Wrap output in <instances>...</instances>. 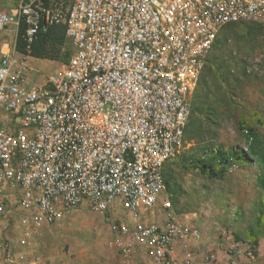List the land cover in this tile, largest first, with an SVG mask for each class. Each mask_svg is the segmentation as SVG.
I'll list each match as a JSON object with an SVG mask.
<instances>
[{"label":"built area","instance_id":"1","mask_svg":"<svg viewBox=\"0 0 264 264\" xmlns=\"http://www.w3.org/2000/svg\"><path fill=\"white\" fill-rule=\"evenodd\" d=\"M15 3L0 10V30L25 23L29 48L61 24L72 52L42 83H29L26 53L0 54V264H53L14 253L7 229L28 244L84 202L109 214L127 261L176 264L177 246L191 259L200 228L163 197L164 167L178 153L218 32L242 21L264 28V0ZM222 244L230 256L254 255L248 240L225 234Z\"/></svg>","mask_w":264,"mask_h":264},{"label":"rangeland","instance_id":"2","mask_svg":"<svg viewBox=\"0 0 264 264\" xmlns=\"http://www.w3.org/2000/svg\"><path fill=\"white\" fill-rule=\"evenodd\" d=\"M8 1L0 0V8H7ZM9 28L16 40L15 29ZM62 52L60 60L29 58L30 78L42 81L56 71L72 52L69 39ZM201 73L208 84L210 104L218 112L217 124L209 128V141L226 150L236 145L247 151V159L252 162L233 160L221 178L209 177L187 166L186 161L200 155L202 142L197 136L187 139L184 133L178 153L164 167L163 197L170 201L176 214H186L194 222L202 223L210 238L216 236L222 242L228 234L248 240L247 232L255 222L263 195L257 183L262 170L258 157L247 150V141L238 126L243 117L264 135V28L256 21L224 25ZM196 117V123L202 120L199 115ZM207 123L205 120L203 125ZM9 215L15 220L19 214L11 208ZM108 217V213L91 210L84 202L45 227L41 235L26 237L28 244L20 243L19 233L9 228L7 234L17 255H43L53 264H147L140 258H123Z\"/></svg>","mask_w":264,"mask_h":264},{"label":"trees","instance_id":"3","mask_svg":"<svg viewBox=\"0 0 264 264\" xmlns=\"http://www.w3.org/2000/svg\"><path fill=\"white\" fill-rule=\"evenodd\" d=\"M24 29L25 23H21L15 40V49L17 51L26 53L30 57L40 59L60 60L63 57L64 53L62 52V48L67 43L68 39L65 35L63 25L52 24L45 32L40 31L29 48H26V43L22 37ZM221 77L223 78V76H220V78ZM207 85L206 79L203 74L200 73L197 84L191 95V110L184 133L187 139H191L193 136L200 138L202 142L200 146L201 153L189 159L188 162L186 161V164L191 169H196L209 177L221 178L223 173L229 169L228 164L231 161L238 159L239 161L246 162L251 160L247 159V151L245 152L236 145H231L226 150L222 145L209 141V136H211L209 134V128L214 123L217 124L218 112L215 107L210 104L211 101ZM197 115L200 116L199 119H202L200 122L198 121V123L193 119L197 118ZM205 120L208 121V123L203 125ZM238 127L247 141V150L258 157L259 166L262 170L257 176V183L262 188L263 195L258 207L255 222L247 232L248 241H250L255 248L259 238L264 236V135H260L255 127L247 123L246 119L243 117L240 119ZM230 166H232V164H230Z\"/></svg>","mask_w":264,"mask_h":264},{"label":"crops","instance_id":"4","mask_svg":"<svg viewBox=\"0 0 264 264\" xmlns=\"http://www.w3.org/2000/svg\"><path fill=\"white\" fill-rule=\"evenodd\" d=\"M9 1L8 3L10 5L7 6V8L4 7L0 8V10H6V11L12 10L13 7H15L14 5L15 0H9ZM9 27L0 30V54L10 50H16L15 37L13 38L11 33L8 31ZM29 58L32 57L29 56ZM29 58H27V61ZM28 81L29 83H42L43 79L42 81L38 79L34 80L32 79V77L30 78V73H29ZM179 216L186 217L187 219L193 221L186 214ZM193 223L199 226L201 232L200 239L192 242V248L194 250L193 257L189 260L183 259V253L181 249H179L180 246H177V250H178L177 254L179 255L178 256L179 259L176 264H264V236L260 237L257 244L255 245L254 248L255 251L252 258L246 255L230 256V254L226 251V246L223 245L222 242L216 240L217 239L216 236H212L211 238L207 236L206 230H204V225L202 227V223L198 224L197 221L195 222L193 221ZM209 250L214 251V257L210 260H206L205 255Z\"/></svg>","mask_w":264,"mask_h":264}]
</instances>
